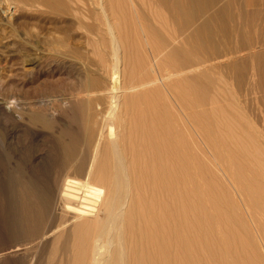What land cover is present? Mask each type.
<instances>
[{
    "label": "bare ground",
    "instance_id": "bare-ground-1",
    "mask_svg": "<svg viewBox=\"0 0 264 264\" xmlns=\"http://www.w3.org/2000/svg\"><path fill=\"white\" fill-rule=\"evenodd\" d=\"M6 1L16 10L40 7L61 21L70 17L94 53L108 44L110 60L103 71L87 60L85 96L69 107L80 127L79 136L64 146L65 174L53 186L60 224L42 231L47 205L32 194L31 177L23 178L21 223L27 237L0 249V264L36 260L48 243L67 242L73 234V264L199 263L191 253L209 222L195 195L187 200L205 173L192 132L199 151L206 152L209 127L203 121L219 98L208 92L226 70L221 98L230 91L264 135V5L244 9L239 0ZM148 7L155 9L152 18ZM102 58L97 61L103 63ZM194 108H201L196 112L203 117L196 123ZM14 111L0 104V127L15 118ZM87 149L91 159L81 162L78 152ZM35 238L39 242L30 247Z\"/></svg>",
    "mask_w": 264,
    "mask_h": 264
},
{
    "label": "rangeland",
    "instance_id": "rangeland-1",
    "mask_svg": "<svg viewBox=\"0 0 264 264\" xmlns=\"http://www.w3.org/2000/svg\"><path fill=\"white\" fill-rule=\"evenodd\" d=\"M146 1L149 0L143 3ZM238 4L244 9H262L264 0H239ZM9 5L10 2L0 0V104L14 108L16 116L6 119L0 127V249L27 237L21 223L24 200L21 189L25 177L32 179V194L47 205L42 231L55 230L60 224L62 211L55 205L57 196L53 186L65 174L64 146L79 136L80 127L79 122L71 118L69 107L85 96L82 85L90 69L87 60H92L99 71L106 70L110 60L108 44L104 42L103 50L99 46L94 53L86 43L87 35L70 17L64 16L66 21H61L46 8L18 7L16 10ZM149 7L148 15L152 18L151 11L155 9ZM8 9L11 14L5 13ZM157 12L167 17L164 10ZM262 25L264 27V15ZM96 53L98 56L103 53L106 59L97 55L96 59ZM101 58L103 63L97 61ZM222 74L208 92L213 98L219 96L221 104L216 98V104L207 108L210 114L207 112L206 120H200L209 127L210 147L206 152L199 151L198 137L192 132L194 140L197 139L192 146L204 157L205 173L204 179L197 180L195 193L186 199L191 200L195 195L193 200L204 206L209 225L204 223L202 241L195 242L197 248H193L191 258L199 260L198 264H264V135L256 122L238 107L230 91L223 92L221 98L226 89V70ZM194 109L196 123L203 117L196 112L201 108ZM258 139L262 143V155L257 153L261 148ZM259 152L261 154V149ZM90 155L87 149L78 152L77 157L87 162ZM259 188H262L260 193ZM101 217L104 218L103 211ZM200 221L204 222L205 218ZM205 236L209 241H205ZM73 238L74 234L67 242L61 239L48 243L36 260L30 258L26 264H73L76 256ZM39 240L31 239L29 246H35Z\"/></svg>",
    "mask_w": 264,
    "mask_h": 264
}]
</instances>
